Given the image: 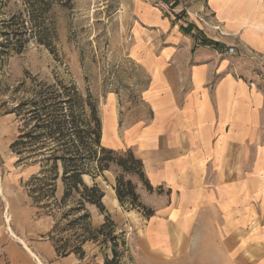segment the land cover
<instances>
[{"label":"rangeland","instance_id":"obj_1","mask_svg":"<svg viewBox=\"0 0 264 264\" xmlns=\"http://www.w3.org/2000/svg\"><path fill=\"white\" fill-rule=\"evenodd\" d=\"M158 1H163L171 9H183L179 12L181 18L191 20L203 35L214 39H202V45L219 43L215 40L217 37H226L222 23L213 12L196 13L190 9L193 0ZM134 3V0H70L69 7L56 6L48 36L43 38L49 45L46 46L26 35L22 41L4 36L6 30L22 29V19L26 15L22 0H4L0 7V117H9L5 139L0 140V179H5L8 185L0 184V233L4 228L25 225L27 219L22 209L27 205L33 213V220L39 223L44 236L54 247L66 253L79 249L84 264H239L237 258L242 254L235 248L238 238L234 237L232 242L227 239L235 224L232 218L235 214L231 208L222 212L219 206L225 207V204L217 201L216 191L220 196L222 189L227 188L230 198L235 199L239 192L246 199L248 186L259 190L262 200L260 202L257 196L254 202L258 213L256 224H264V154L259 155L260 162L257 161V168L252 170L256 159L251 153L253 142L249 143V148L246 142L244 169L240 151L230 154L223 184L220 185L218 175H211L210 169L189 176L186 184L199 186L207 197L205 203L196 205L187 213L191 230L176 237L172 253L163 233H158L154 244L157 227L154 229L148 221L159 210L165 211L173 206L182 209L183 203L176 190L150 183L142 160L145 178L137 173H123L113 163L104 173H98L93 160L85 164L93 174L83 176L84 182L89 187L97 185L105 195V213L89 203L84 206L90 214L86 221L92 229L89 233H84L81 223L74 222L84 215L79 205L80 195L73 192L65 199L62 162H57L56 169L55 162H47V154L54 147L61 154L69 149L80 160L79 155L84 153L82 144H92L83 122L89 119L83 114L85 111L89 115V108L83 101H92L96 106L102 121V134L103 120L108 122L101 146L93 145L92 149L99 152L105 147L121 155L132 152L139 159L135 154L138 149L151 150L154 145H164L162 139L152 134L157 106L147 98L150 74L135 56ZM13 15L23 18L17 20L16 26L8 25L9 28L5 29L2 25ZM223 51L228 53L233 76L264 93V53L235 46ZM65 88L74 98L76 121L73 124L70 106L59 100L57 106L62 105L64 115L51 114L53 96L66 93ZM54 117L57 124L63 123L57 136L59 140L55 142L48 129H37L40 123L48 124ZM22 133L27 134L24 144L14 148ZM118 178L132 182L138 196L137 203L153 214L150 219L145 216V211L134 208L129 197L120 203L116 192ZM238 181L242 182L239 187L236 186ZM7 202L9 207H6ZM107 216L115 223L112 237L117 239V246L112 242L103 245L94 240V237L103 240L95 230L105 224ZM187 220L183 221L184 225ZM101 221L103 224L97 226ZM114 246L119 255L117 260L112 252ZM258 248L261 251L257 256L255 249H245L244 257L246 261L250 260L246 264H264V260L260 261L264 258V247Z\"/></svg>","mask_w":264,"mask_h":264},{"label":"crops","instance_id":"obj_2","mask_svg":"<svg viewBox=\"0 0 264 264\" xmlns=\"http://www.w3.org/2000/svg\"><path fill=\"white\" fill-rule=\"evenodd\" d=\"M193 1L190 9L196 13L213 12L222 23L226 37L215 39L222 49L202 45V39H214L203 35L191 20L181 18L179 12L183 9H171L158 0H134L133 6L135 56L150 74L147 98L157 106L152 134L164 143L152 146L151 150L138 149L135 154L144 162L153 186H168L180 194L182 209L173 206L159 210L148 221L154 229L157 227L154 244L158 233H163L168 238L171 253L175 250L176 237L191 230L187 213L205 203L207 197L199 186L186 184L189 176L210 169L211 175H218L221 185L231 153L240 151L241 165L245 168L247 141V146L253 142L251 153L256 155L252 170L255 171L257 161L260 162L259 155L264 154V93L233 76L228 53L223 51L235 46L264 53V1ZM7 117L9 115L0 117V140H4L7 133ZM103 122L102 137L108 126L107 121ZM240 183L238 181L236 186ZM0 184L8 185L3 178ZM222 190L220 196L216 191L217 201L225 204V207L218 204L219 208L222 212L231 208L235 214L234 226L229 230V224L226 225L230 231L227 239L238 238L235 248L242 255L237 263L246 264L250 262L244 257L247 247L255 249L256 256L261 251L258 247H264V224H256L258 213L254 204L257 196L260 202L262 197L259 190L249 186L246 199L239 192L232 199L229 189ZM22 212L27 219L25 225L4 228L0 233V264H84L75 254L60 257L39 223L33 220L27 205Z\"/></svg>","mask_w":264,"mask_h":264},{"label":"trees","instance_id":"obj_3","mask_svg":"<svg viewBox=\"0 0 264 264\" xmlns=\"http://www.w3.org/2000/svg\"><path fill=\"white\" fill-rule=\"evenodd\" d=\"M22 2L26 9L25 19H22V16L13 15L10 20L8 22H4L2 26H4L5 29L9 28L8 25L16 26V22L19 19H22V22L26 23H22V29L20 30L16 29L11 32L8 30L4 31V36L16 37L18 38V41H22L23 35H26L28 37H33L36 40L38 39L39 42L43 45L49 46L47 45V43H45V41H43V38L48 36L49 25L52 19L53 10L56 6L63 8L69 7L70 0H22ZM3 4L4 0H0V7L3 6ZM204 44L207 46H212L215 49L221 48V44L219 43L208 42ZM64 92L66 93H59L58 95L53 96L52 99L54 107L51 114L54 116L64 115V109L62 105L61 107L57 106L59 100L60 103H64L65 105L70 106L69 112L71 115V122L73 124L76 121L73 111L74 98L68 93L69 89L65 88ZM83 103L86 104L89 108V115L85 111L83 113L84 116L89 117V119H84L83 122L85 123L86 128H88V138L92 144H82L84 153L79 155L80 160L75 158L69 149H67L65 152H62L61 154V151L57 147H54L53 149H50L49 154H47V162H55V169L57 168V162H62L64 168L63 183L66 188L65 199L68 198L73 192H77L80 195L81 200L79 201V205L81 206L80 208L83 209L82 212L84 215L77 218L74 222L81 223L82 228L84 229V233H89L92 229L90 228V225L86 224V221L89 220L90 214L88 213V211H86V209H84V206L86 203H89L93 206H96L102 213H105V208L103 205V199L105 195L97 185L89 187L84 182L83 176L93 174L87 169L85 164L90 160L95 161L97 164L98 173H104L105 171H109L111 168L110 163H113L116 167L121 169L123 173H137L142 178H145V175L143 172L142 161L137 159L132 152H128L126 155H121L103 147L102 149H100L99 152L94 150V148L92 149L91 146L93 145H96L97 147L101 146L102 121L101 118L98 116L97 108L94 103H92V101H83ZM62 124L63 123L57 124L54 117V120H51V122L48 124H46V122H43L42 124L40 123L37 129H48L50 138L55 142L59 140L57 136L60 134L59 132L62 131ZM26 137L27 134L22 133L20 141L16 142L13 147L16 148L22 146ZM79 162H81V165H78ZM116 192L118 200L121 204H123L125 199L129 197L132 202H134V208L137 207L145 211V216L147 217V219H150L153 216L150 210L142 206V204L137 203L138 196L136 194V190L132 182H124L121 178H118ZM108 228L110 229L108 230ZM113 229H115V223L109 216H107L105 224L100 229L95 230V233L103 236V240H99L97 237H94V240L103 245H108L110 242H112L114 245L117 246V239L115 237H112L114 233ZM85 240H88V238L85 237ZM116 246H114V248L112 249L114 260H117L119 258ZM55 248L60 257L75 254L81 258V251L79 249H75L72 252L66 253L64 251H61L58 247Z\"/></svg>","mask_w":264,"mask_h":264},{"label":"built area","instance_id":"obj_4","mask_svg":"<svg viewBox=\"0 0 264 264\" xmlns=\"http://www.w3.org/2000/svg\"><path fill=\"white\" fill-rule=\"evenodd\" d=\"M234 49H231V51H233Z\"/></svg>","mask_w":264,"mask_h":264},{"label":"bare ground","instance_id":"obj_5","mask_svg":"<svg viewBox=\"0 0 264 264\" xmlns=\"http://www.w3.org/2000/svg\"><path fill=\"white\" fill-rule=\"evenodd\" d=\"M35 255V254H34Z\"/></svg>","mask_w":264,"mask_h":264}]
</instances>
